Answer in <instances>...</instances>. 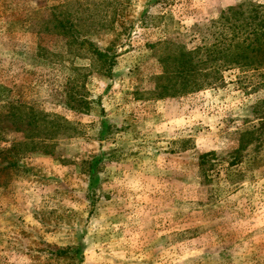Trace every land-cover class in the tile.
I'll return each instance as SVG.
<instances>
[{
	"label": "rangeland",
	"instance_id": "1",
	"mask_svg": "<svg viewBox=\"0 0 264 264\" xmlns=\"http://www.w3.org/2000/svg\"><path fill=\"white\" fill-rule=\"evenodd\" d=\"M249 1L264 3L0 0V264H264V148L242 151L260 78L230 70L199 92L142 95L163 71L157 43ZM55 18L87 50L48 32ZM92 44L112 49L107 73ZM24 105L63 132L16 130L8 112ZM17 143L29 147L10 166Z\"/></svg>",
	"mask_w": 264,
	"mask_h": 264
},
{
	"label": "trees",
	"instance_id": "2",
	"mask_svg": "<svg viewBox=\"0 0 264 264\" xmlns=\"http://www.w3.org/2000/svg\"><path fill=\"white\" fill-rule=\"evenodd\" d=\"M119 16L118 11L116 18L119 19ZM53 21L55 26L51 27V31L48 27L46 30L55 34L52 28L57 27L59 35L70 37V50L76 45L81 49L88 45L85 41L81 42L76 23H70L64 18H55ZM120 26H125L123 21ZM127 34L128 28H124L118 33V37ZM187 38V42L168 39L154 46L153 50L163 71L157 77L155 88L142 95L160 100L199 92L222 82L223 74L230 70H239L242 75L257 74L259 84H264V3L249 1L230 8L208 26H195ZM90 46L91 55L100 64L99 69L107 73L115 61V56L109 55L112 49L101 51L94 44ZM86 104L78 98H72V109L80 111ZM253 109L257 116L256 123L242 131V151L245 152L250 147L259 150L264 148V100L258 102ZM8 114H11L12 127L16 130L24 125L34 127L48 139L63 132L67 123L58 122V118L52 120L49 115L26 105L13 108ZM33 134L35 137L39 136L37 133ZM28 147L29 143H17L5 151L3 160H7L10 166H16ZM44 148L47 153L48 147ZM60 252L65 253V250Z\"/></svg>",
	"mask_w": 264,
	"mask_h": 264
}]
</instances>
